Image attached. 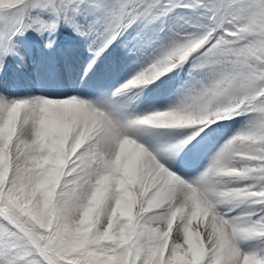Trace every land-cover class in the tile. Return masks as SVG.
<instances>
[{
  "label": "snow or ice",
  "instance_id": "obj_1",
  "mask_svg": "<svg viewBox=\"0 0 264 264\" xmlns=\"http://www.w3.org/2000/svg\"><path fill=\"white\" fill-rule=\"evenodd\" d=\"M0 264H264V0H0Z\"/></svg>",
  "mask_w": 264,
  "mask_h": 264
},
{
  "label": "bare ground",
  "instance_id": "obj_2",
  "mask_svg": "<svg viewBox=\"0 0 264 264\" xmlns=\"http://www.w3.org/2000/svg\"><path fill=\"white\" fill-rule=\"evenodd\" d=\"M12 71H13V68H11L10 72H12Z\"/></svg>",
  "mask_w": 264,
  "mask_h": 264
},
{
  "label": "rangeland",
  "instance_id": "obj_3",
  "mask_svg": "<svg viewBox=\"0 0 264 264\" xmlns=\"http://www.w3.org/2000/svg\"><path fill=\"white\" fill-rule=\"evenodd\" d=\"M11 68L9 69V72H10ZM11 73V72H10Z\"/></svg>",
  "mask_w": 264,
  "mask_h": 264
}]
</instances>
